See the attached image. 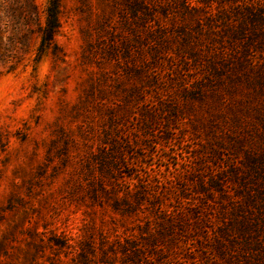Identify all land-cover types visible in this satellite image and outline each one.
I'll return each instance as SVG.
<instances>
[{
    "label": "rangeland",
    "instance_id": "rangeland-1",
    "mask_svg": "<svg viewBox=\"0 0 264 264\" xmlns=\"http://www.w3.org/2000/svg\"><path fill=\"white\" fill-rule=\"evenodd\" d=\"M47 1L0 0V264H245L239 239L217 244L264 93L191 99L196 59L155 56L176 29L226 49L235 6L191 0L193 24L166 1L60 0L41 46ZM157 21L171 35L154 44Z\"/></svg>",
    "mask_w": 264,
    "mask_h": 264
},
{
    "label": "trees",
    "instance_id": "trees-1",
    "mask_svg": "<svg viewBox=\"0 0 264 264\" xmlns=\"http://www.w3.org/2000/svg\"><path fill=\"white\" fill-rule=\"evenodd\" d=\"M138 1L135 2V11L139 8L147 13L152 7H157L166 1L165 5L168 3L174 5L176 10L182 14L183 19L193 24H198L202 20L200 15L205 14L200 10L203 8L199 5H190L191 0H152L151 3L145 0ZM225 1L234 5L236 10L235 14H230L233 19L229 21L231 17L229 16L224 23L229 29L231 39L226 49L225 46H219L218 48L222 50H214L217 47L216 44H210L205 51V45H197L195 38L191 39L184 31L176 29L174 34L180 41L175 43L171 49L168 47L158 50L155 55L156 57L167 56L172 54L170 51H174L176 56L187 60L184 65L189 66L191 64H189L188 57L196 59L192 64L193 71L200 72L198 68H203L204 71H201L200 77L195 79L197 85L192 87L195 89L191 90L185 85L186 87L183 88L187 92H183L188 93L191 96L189 98L197 101L207 94L219 96L221 91L230 92L238 88L258 90L260 94L264 93V0ZM59 2L60 0L47 1L45 23L39 30L41 46L50 45L57 31ZM156 19H158L157 16H155ZM157 23L156 28L145 27L147 33L156 34L158 39L153 41L154 44H158L163 37L171 35L169 34L170 27H166L162 22L157 21ZM211 28L212 26L209 25V30ZM215 32L210 31L209 34L215 35ZM160 46L162 45L156 47ZM203 53L205 55H202ZM135 67H138L136 61ZM150 72L158 75L156 70ZM213 86L216 87L213 88ZM257 113L260 128L250 127L249 132L247 131L251 133L250 139L247 138L248 133L239 135L238 142L246 140L250 147L241 146V156L237 155L233 158L232 168L236 170L235 177L238 180V189L240 188L236 193V198L233 199L236 213H232L228 221L229 234H226L227 237L225 236V239L217 244V252L222 255L225 252V242L229 243L239 239L245 249L250 248L247 252L242 251L245 264H264V109ZM252 135L257 136L258 139L252 138ZM230 259H232L230 264H233V255L229 256Z\"/></svg>",
    "mask_w": 264,
    "mask_h": 264
}]
</instances>
